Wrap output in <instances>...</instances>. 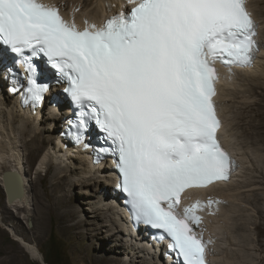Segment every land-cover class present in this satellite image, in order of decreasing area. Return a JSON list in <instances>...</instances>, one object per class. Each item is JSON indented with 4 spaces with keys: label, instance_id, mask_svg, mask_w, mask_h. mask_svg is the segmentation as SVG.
<instances>
[{
    "label": "snow or ice",
    "instance_id": "obj_1",
    "mask_svg": "<svg viewBox=\"0 0 264 264\" xmlns=\"http://www.w3.org/2000/svg\"><path fill=\"white\" fill-rule=\"evenodd\" d=\"M127 3L130 11L101 25L85 20L81 29L58 5L0 0V47L23 66L25 102L34 106L49 90L36 78L34 59L46 58L77 109L68 122L75 139L94 123L110 145L97 150L98 159L116 158L117 187L133 219L167 238L180 264H208L212 241L204 239L198 213L219 201L197 199L181 210L182 198L228 181L237 167L218 136L216 65L229 72L251 66L258 24L248 0Z\"/></svg>",
    "mask_w": 264,
    "mask_h": 264
},
{
    "label": "bare ground",
    "instance_id": "obj_2",
    "mask_svg": "<svg viewBox=\"0 0 264 264\" xmlns=\"http://www.w3.org/2000/svg\"><path fill=\"white\" fill-rule=\"evenodd\" d=\"M41 1L45 4L58 5L65 19L71 22L75 18L76 24L81 29L85 26V20L98 25L108 15L115 13L119 7L127 3V0ZM109 4L113 5L111 11L106 8ZM248 10L259 26L256 37L260 46L259 51L251 66L233 67L231 72L228 69L222 70L217 94L214 97L217 112L223 123L220 129L221 141L231 151L238 165L228 181H218L207 188L190 189L182 198L181 210L197 199L205 203L208 199L219 201L218 204L214 203L210 208H205L198 213L203 217V223L200 226V229L204 230L203 237L206 241H212L208 245L209 264H264L263 243L256 238V245L252 249L251 239L244 233L250 224L258 236L264 233L262 228V221H264V0H248ZM3 82L8 84L10 92L8 89L4 90ZM22 84L20 76L13 75L8 70L0 73V186L4 188L3 173L11 171L21 178L23 190L20 198L10 202L6 201L5 196L6 209L18 215L23 214L21 216L23 220H31L29 183L33 181L27 177L26 163L31 166L36 161L38 173H51L50 181L56 185L71 183L67 176L73 169L74 173L71 177L80 176L88 185L97 188L96 204L99 205L97 210L109 212L108 217L111 223L109 221L108 223L111 228L108 227V229L113 231L109 234V238L116 233L124 232L125 240L123 237L120 238L119 245L132 251L131 253L136 257L135 263L178 264L169 250L163 248L165 244L168 246V239L154 244L149 241L143 228L130 227L122 202L113 191L114 176L109 167L104 163L92 164L88 156L84 154L81 143L77 147H71L59 137L68 115V111L63 110L65 106L52 102L49 95L44 98V104L40 108L24 106L20 97L23 92ZM52 91L50 95L53 100H56L54 93L56 90ZM57 100L60 101V99ZM46 120H49L50 125L41 128V123ZM59 127L61 129L54 139H45ZM243 137L248 141L241 140ZM234 141L236 146L233 144ZM100 177L102 180L99 179ZM15 180L14 177L9 178L13 189L16 185ZM101 182L104 183L103 193L99 194ZM8 192L12 193L11 190ZM247 210L254 211L258 221L249 223V220L243 218L239 220L238 213L247 212ZM76 213L70 211L63 215V220L73 222L77 217ZM80 220L64 226L63 230L67 227L75 229L81 223ZM10 230L13 239L21 244L32 258L45 264L42 254L33 242H26L12 228ZM126 241L130 244H126ZM222 242L229 248H222V245L220 246ZM249 249L254 250L256 256L253 258L246 256Z\"/></svg>",
    "mask_w": 264,
    "mask_h": 264
},
{
    "label": "rangeland",
    "instance_id": "obj_3",
    "mask_svg": "<svg viewBox=\"0 0 264 264\" xmlns=\"http://www.w3.org/2000/svg\"><path fill=\"white\" fill-rule=\"evenodd\" d=\"M63 3L65 2L63 1ZM64 8L66 9V4H64ZM3 88L5 91L8 89L6 82H3ZM49 125V120H46L41 123L40 127L46 128ZM60 127L54 133H51L48 138L45 137V139H54L59 129H61ZM242 139L245 140H243L244 142L248 141L245 137ZM233 144L236 146V141ZM238 144H240V141H238ZM26 166L27 177L33 181L29 183L31 220H23L21 218L23 214L18 215L6 209L4 191L0 186V264H42L36 258H32L24 247L13 239L11 228L19 236L23 237L26 242H33L37 246L45 264H118L117 262L119 264H138L134 262L136 257L135 255L133 256L132 251L130 252L129 248L119 245L120 238L123 237V240H125L124 232L122 233L123 236L121 233H116L109 238V234L113 233L110 230L109 212L97 210L99 205L96 204L98 201L96 199L98 194L96 187L88 185L84 182V178L80 176L71 177L74 173L73 169L67 176L71 183L56 185L50 181L51 173H38L36 161L31 166L26 163ZM39 176L40 179H38ZM102 185L104 183L101 182L99 194L103 193ZM68 211L77 212L75 220L81 219V223L75 229L67 227L66 230H63L64 226L70 225L75 221L66 222L63 220V215L69 213ZM238 214H240L241 218L239 220L243 218L247 221L249 220V223L258 221L252 210ZM98 215L102 218L95 217ZM29 222L31 223L30 225ZM108 227L110 228L108 229ZM262 228H264V221H262ZM244 233L250 237V247L252 249L256 245V238L261 240L264 249V233L258 236L251 224L250 226L248 225ZM102 237H106V239H102ZM126 244H130L129 241H126ZM221 245L222 248H229L224 242ZM246 256L253 258L256 253L254 250L249 249Z\"/></svg>",
    "mask_w": 264,
    "mask_h": 264
},
{
    "label": "water",
    "instance_id": "obj_4",
    "mask_svg": "<svg viewBox=\"0 0 264 264\" xmlns=\"http://www.w3.org/2000/svg\"><path fill=\"white\" fill-rule=\"evenodd\" d=\"M14 177L16 180L15 189L11 187V184L9 183V178ZM3 182H4V195L6 196V201H12L14 199L20 198L23 194L22 190V181L21 178L17 175V173H13L11 171H5L3 173ZM12 191L11 194H9L8 191ZM31 223L29 222V225Z\"/></svg>",
    "mask_w": 264,
    "mask_h": 264
},
{
    "label": "trees",
    "instance_id": "obj_5",
    "mask_svg": "<svg viewBox=\"0 0 264 264\" xmlns=\"http://www.w3.org/2000/svg\"><path fill=\"white\" fill-rule=\"evenodd\" d=\"M48 263V262H47ZM49 264V263H48Z\"/></svg>",
    "mask_w": 264,
    "mask_h": 264
}]
</instances>
